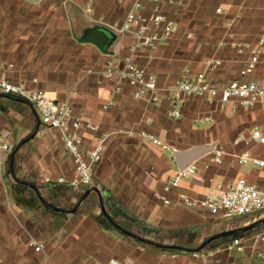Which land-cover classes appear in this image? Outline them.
Returning <instances> with one entry per match:
<instances>
[{"label": "crops", "instance_id": "obj_1", "mask_svg": "<svg viewBox=\"0 0 264 264\" xmlns=\"http://www.w3.org/2000/svg\"><path fill=\"white\" fill-rule=\"evenodd\" d=\"M132 1L0 0V77L71 102L84 123L85 147L107 136L94 185L72 186L75 163L60 133L47 129L22 98L0 93V130L10 145L0 170V264H109L111 259L123 264H264V224L242 236L244 252L225 250L230 240L201 251L172 249L199 248L215 235L264 219V213L225 217L165 204L161 198L176 201L180 193L202 198L217 193L219 182L241 177L264 188V168L238 162L245 149L264 158V144L235 143L252 129L264 132V104L246 108L237 101L222 106L191 98L182 103L181 116L173 118L166 90L200 73L220 85L239 77L248 53L238 55L233 46L256 41L264 32V0H164L165 13L178 23L176 33L136 55L163 89L157 104L135 98L119 77H105L107 62L123 67L135 42L132 33L120 29ZM152 5L147 1L146 13ZM217 7L223 12L217 13ZM93 29L108 33L105 51L81 41ZM210 59L222 61L217 70H209ZM263 73L264 56L250 78ZM198 117L209 119L194 128ZM135 132L155 135L170 149ZM204 145L215 148L193 162L198 171L165 193L179 169L174 152ZM218 149L221 161L215 159ZM61 177L66 183H58ZM17 179L31 184V191L16 193ZM20 196L29 199V206L20 203ZM37 241L45 244L43 250H35Z\"/></svg>", "mask_w": 264, "mask_h": 264}, {"label": "built area", "instance_id": "obj_2", "mask_svg": "<svg viewBox=\"0 0 264 264\" xmlns=\"http://www.w3.org/2000/svg\"><path fill=\"white\" fill-rule=\"evenodd\" d=\"M147 1L153 4L149 13L145 12ZM164 2V0L132 1L120 29L123 32L132 33L135 42L124 59L123 67L116 66L110 60L105 69V77H119L126 81L133 88L135 98L146 99L155 104L160 102V92L163 89L156 75L136 61V55L145 48H158L167 43L176 33L178 23L165 13ZM217 12L222 13L223 8L218 7ZM233 47L238 55L248 53V58L240 70L239 77L221 85L211 81L204 73L177 81L174 85L166 88L168 99L171 102L170 116L179 118L182 103L191 98H199L208 102L218 101L222 106L232 105L233 101H237L239 105L246 108L254 107L259 103L264 104V73L260 77L250 78L256 73L261 57L264 56V32L257 36L256 41H238ZM221 63L220 59L207 61L210 71L217 70ZM0 93L22 98L34 108L40 121L47 129H56L60 133L65 149L75 163L77 178L71 183L72 186L91 187L94 185V168L104 157L107 136L102 135L92 146L85 147V139L81 133L84 123L79 116L74 114L71 102L59 101L50 97L43 89H29L25 85L0 77ZM208 119V117H198L194 121L193 127L199 128ZM86 127L93 131L98 129V126L92 123H87ZM133 134L139 135L143 139H149L164 150L170 149L167 143L162 142L155 135L146 132ZM241 142H245L247 145L252 142L264 144V132L260 129H252L247 138L240 137L235 140L236 144ZM9 151L10 145L0 130V170ZM222 157L223 151L218 149L215 159L221 161ZM249 161H252L257 168H264V158L254 157L249 149L241 151L238 155L239 164H246ZM197 171L198 166L195 163L189 164L184 169H178L175 176L165 184L164 192L171 193L181 185L185 177L195 174ZM46 182H51V179L46 178ZM58 183H66V179L61 177L58 179ZM216 190L217 193L207 194L202 198H193L184 193L178 194L176 201L165 195H162L161 198L165 204L175 203L193 210H207L213 215L222 214L225 217H248L264 213V188L250 182L245 177L236 181L219 182L216 185ZM262 239H264V235ZM34 244L36 251L45 248V244L40 241ZM224 249L244 252L246 250L244 237L231 239L225 244ZM109 264L123 263L118 259H111Z\"/></svg>", "mask_w": 264, "mask_h": 264}, {"label": "water", "instance_id": "obj_3", "mask_svg": "<svg viewBox=\"0 0 264 264\" xmlns=\"http://www.w3.org/2000/svg\"><path fill=\"white\" fill-rule=\"evenodd\" d=\"M33 1H36V0H33ZM81 41L93 43L100 50L105 51V46L107 45V43L109 41V35L103 29H93L89 32L88 36L81 39ZM214 148H215L214 145H204V146L194 147L188 151H175L174 157L176 159L178 168L184 169L186 166H188L189 164H192L199 157H201L202 155L212 151ZM91 191H92V189L87 191L84 196L86 197ZM56 209L59 210V208H56ZM102 209H103L104 213L107 215L104 205H102ZM107 216L116 226L119 227V225L113 221L111 216H109V215H107ZM259 224H264V219H261L260 221L254 222V223L246 226L244 229L249 230L250 228H253ZM234 232H235V230H228V231H224L218 235H215V236L211 237L210 239H208L207 241H205V243H203L199 247L198 250L203 249V247H205L207 244H209L212 240H215L216 238H218L220 235L227 236V235L233 234Z\"/></svg>", "mask_w": 264, "mask_h": 264}, {"label": "trees", "instance_id": "obj_4", "mask_svg": "<svg viewBox=\"0 0 264 264\" xmlns=\"http://www.w3.org/2000/svg\"><path fill=\"white\" fill-rule=\"evenodd\" d=\"M30 188H33L31 184L17 179V185L14 187V190L18 194H23L25 192V190L31 191ZM19 201L23 205L29 206L28 203H27L29 201V199L27 197H21L20 196L19 197ZM42 201L44 202V204L47 207L52 208V205L47 203L45 200L42 199ZM258 227H259V225L255 226L253 228H250L249 230H245L244 227L239 228V229H235V232L233 234L227 235V236L220 235L218 238H216V240H212L209 244H207L205 247H203V249L206 248L207 246L211 245L212 243H215V242H218V241L220 243H222V242L231 240V239H233L235 237H242L245 234H248V233L256 230V228H258ZM129 234H131V233H129ZM136 238H138L139 240L145 241L144 239H142V238H140L138 236H136ZM160 247L163 248V249H169L170 248V246H167V245H160ZM172 249H174V250H185V251H201L202 250V249L198 250L199 248H186V247H180V246H173Z\"/></svg>", "mask_w": 264, "mask_h": 264}, {"label": "rangeland", "instance_id": "obj_5", "mask_svg": "<svg viewBox=\"0 0 264 264\" xmlns=\"http://www.w3.org/2000/svg\"><path fill=\"white\" fill-rule=\"evenodd\" d=\"M217 8H218V7H217ZM216 11H217V9H216ZM217 13H218V12H217ZM213 244H214V243H213ZM213 244H212V245H213ZM215 244H216V243H215ZM215 244H214V245H215ZM202 250H203V249H202Z\"/></svg>", "mask_w": 264, "mask_h": 264}]
</instances>
